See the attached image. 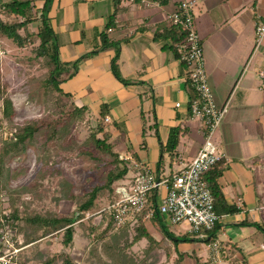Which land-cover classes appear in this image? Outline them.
I'll list each match as a JSON object with an SVG mask.
<instances>
[{
	"label": "crops",
	"instance_id": "0c3cea01",
	"mask_svg": "<svg viewBox=\"0 0 264 264\" xmlns=\"http://www.w3.org/2000/svg\"><path fill=\"white\" fill-rule=\"evenodd\" d=\"M31 1L36 8L44 2ZM182 1L191 4L215 102L225 106L214 133L224 154V170L217 181L225 199L241 207L217 220L216 240L225 254L209 264H264V234L251 225L264 227V78L259 75L264 71V35L256 34L257 22H264V0H121L109 28L113 0H54L49 17L59 57L65 62L78 60L76 73L61 88L76 106L87 107V115L95 120L107 105L105 124L119 156L154 171L170 129L179 128L173 158L165 153L164 172L173 174L184 167L204 136L200 121L189 111L193 94L186 84L188 69L167 35L171 25L167 16ZM102 34L120 43L118 66L127 83L113 76L110 60L115 50L102 45ZM126 161L130 169L122 180L137 172ZM151 222L145 221L146 226ZM202 243L206 256L200 248L187 251L178 244L185 253L184 264L188 259L194 264L192 252L201 261H210L213 253Z\"/></svg>",
	"mask_w": 264,
	"mask_h": 264
},
{
	"label": "trees",
	"instance_id": "16d2710c",
	"mask_svg": "<svg viewBox=\"0 0 264 264\" xmlns=\"http://www.w3.org/2000/svg\"><path fill=\"white\" fill-rule=\"evenodd\" d=\"M53 1L44 0L42 7L36 8L31 0H0V36L11 40L18 48H24L28 45L33 47L34 57L46 68V75L42 80L44 99L47 103H51L50 107L52 108L47 118L30 119L21 125L14 124L15 109L13 102L0 82V128L3 127L2 123L6 122L8 130L11 132L8 138L2 140L0 147V184L4 181V176L9 170L8 162L10 159L23 155L28 148L33 147L37 150L38 155L44 161H47L55 149L64 148L66 143L71 142L72 130L76 125L83 122H86L88 130L85 141L91 144L99 154L97 156L88 150H84L82 153L90 156L93 160L107 161L110 167L103 174V184L95 185L91 190L79 196L69 193L68 197L72 198L75 203L69 215L58 216L49 211L40 213L37 211L33 212V210L31 213L25 211L21 214L17 206V198L11 196L9 213L0 211V227L10 228L12 232L22 230L24 235L22 245L35 244L47 236L61 232V243L64 248H67L73 243L75 223L85 219L87 214L96 207V200L101 192L108 190L111 196L110 203L114 202L117 198L114 183L125 178L130 166L126 160L120 158L119 153L114 148V144L110 141L109 130L104 121L108 114V106L104 104L100 108L96 123L92 126L87 122V107L76 106L71 100L70 94L64 92L61 88V83L76 73L78 60L65 62L59 57V43L51 27L49 17ZM120 1L113 0L114 11L108 18L106 28L114 26V19L117 15ZM32 24H36L35 30L31 28ZM167 33L171 39L170 47L179 56L176 52V44L184 41L187 34L186 30L180 25L171 24ZM101 41L104 47H113L115 50L110 60V70L113 76L117 80L127 83L121 76L118 66L120 43L109 40L106 34L101 35ZM93 53L95 51H91L89 54ZM181 62L188 69L187 64L183 61ZM186 81L187 86L192 90V100L196 97V92L191 87L189 80L187 79ZM179 134V128H171L167 142L161 146L159 159L155 164V173L159 178H165L166 176L171 178L172 176L171 171L168 175L164 172L165 153L170 158H173V151L178 144ZM40 139L43 140L42 143H39ZM48 142H53L52 146L47 145ZM223 162V159L219 160L203 175V179L213 197L214 211L219 217L241 211V207L231 204L225 199L223 191L218 184L217 180L224 170ZM151 197L153 200L155 199L154 194ZM146 211L147 209L138 216V223L133 226L134 234L130 242V244H134L145 239L147 241V246L144 249L145 254H149L155 249L163 248L169 258L172 255L171 253H174L173 264H184L185 253L178 249L179 243L200 241L208 244L217 239L216 233L220 227L219 223H216L211 230L207 231V237L204 239L189 237L188 233L175 236L168 230L162 217L158 213H154L151 219L152 222L156 223L158 232L161 234L159 238L149 232L145 221H143ZM107 215V226L100 235H97L100 240L104 238V235L109 230L115 229L110 214ZM89 219L91 220V218ZM242 223L250 224L248 222ZM251 225L259 227L264 234V227L257 223ZM166 242L171 245H167ZM105 249L108 255L111 257L115 256L111 247L108 246ZM21 255H23L22 252ZM34 257L42 264H78L68 252L45 254L44 257L40 258L38 254H35ZM191 257L194 259V264L210 263L209 261H201L194 252L191 253Z\"/></svg>",
	"mask_w": 264,
	"mask_h": 264
},
{
	"label": "rangeland",
	"instance_id": "374dc122",
	"mask_svg": "<svg viewBox=\"0 0 264 264\" xmlns=\"http://www.w3.org/2000/svg\"><path fill=\"white\" fill-rule=\"evenodd\" d=\"M31 28L35 30L36 24H32ZM34 56L31 45L18 48L11 40L0 36V82L12 99L15 109L13 123L17 125L30 119L47 118L52 110L51 103L44 99L42 80L46 75V68ZM87 122L93 126L96 120L87 115ZM2 126L0 147L2 140L11 135L7 123L3 122ZM87 134L86 122L76 125L71 133V142L66 143L64 148L55 149L47 161H44L33 147L28 148L23 155L10 159L9 170L0 184V211L9 213L10 197L13 196L17 198L21 214L25 211L31 213L33 210L40 213L49 211L58 216L69 215L75 205L74 200L68 197L69 193L79 196L95 185L103 184V174L110 167L107 161L93 160L82 153L88 150L97 156L99 154L85 141ZM42 142L40 139L39 143ZM52 144L53 142L47 143L49 146ZM110 201L108 190L99 194L96 207L85 219L75 223L73 243L70 247H63L61 232L47 236L35 244L22 245V230L12 232L9 228L10 233L6 232L9 242L4 243L7 248L5 252L20 248L16 253V261L19 264H42L34 257L35 254L40 258L45 254L58 252H68L78 264H173V252L170 258L166 256L163 248L145 254V239L130 244L134 234L133 226L111 229L103 239H98L97 235L107 226ZM147 228L160 238L156 224L148 223ZM167 228L175 236H181L187 231L185 223L167 225ZM166 244L171 245L169 242ZM108 246L113 249L115 256L107 254L105 248ZM181 247L187 251L200 248L201 255L206 256L205 245L200 241L184 242ZM187 261L188 264L193 263L192 259Z\"/></svg>",
	"mask_w": 264,
	"mask_h": 264
},
{
	"label": "built area",
	"instance_id": "2783aa9c",
	"mask_svg": "<svg viewBox=\"0 0 264 264\" xmlns=\"http://www.w3.org/2000/svg\"><path fill=\"white\" fill-rule=\"evenodd\" d=\"M171 24L182 26L187 34L184 41L176 44L179 59L187 64V79L196 92V97L189 101V111L192 117L200 121L203 132V142L193 158L184 167L172 174L171 178H159L155 171L131 157L120 156L130 160V165L137 172L115 184L117 198L108 206L115 228L134 226L138 223V216L147 209L143 221L151 220L154 213H158L168 225H188L187 232L194 238L204 239L207 231L216 224L219 216L214 211L213 197L207 187L203 175L221 159L223 152L214 141L217 130L225 112V106H218L207 81L204 66L203 48L195 28L191 4L182 1L179 9L168 16ZM256 34L260 38L264 35V22L256 24ZM264 78V71L259 72ZM180 104H175L178 107ZM105 122L109 118L105 117ZM154 194V200L151 195ZM9 228L0 227V264H19L16 253L7 250L4 243L9 242ZM213 253L209 262L220 260L225 254L218 240L208 243Z\"/></svg>",
	"mask_w": 264,
	"mask_h": 264
}]
</instances>
